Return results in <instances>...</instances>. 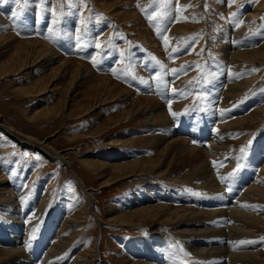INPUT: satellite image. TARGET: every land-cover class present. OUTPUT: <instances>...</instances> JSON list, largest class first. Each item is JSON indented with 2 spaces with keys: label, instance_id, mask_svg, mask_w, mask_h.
<instances>
[{
  "label": "rangeland",
  "instance_id": "1",
  "mask_svg": "<svg viewBox=\"0 0 264 264\" xmlns=\"http://www.w3.org/2000/svg\"><path fill=\"white\" fill-rule=\"evenodd\" d=\"M255 10L259 11V16L248 24L246 17ZM0 20H5L0 21V35L11 36L18 41L37 37L58 50L61 59L76 60L90 70L108 76L115 87L114 94L120 93L122 97L93 112H85L86 108H82L87 101L83 95L89 93L87 87L75 91V101L67 99L68 76L53 80L49 78L50 68L41 69L40 65L6 73L2 68L11 60L13 50L0 51V125L9 129L16 140L6 136L0 147V231L6 232L5 227L17 215L23 225L15 226L16 229H25L27 221H30L34 228L31 234L34 236L33 248L24 246L21 256H29L31 264H40L46 245L41 232L47 220L60 207L72 213L87 206L74 179L76 174L93 195L89 213L86 218L81 216L77 230L80 236L77 254H83L93 264H146L143 253H130L129 246L145 252L146 239L150 238L152 231L159 230L169 237L172 249H183L184 262L191 264L197 261L195 254L184 248L181 236L163 218L156 223H144L142 227L118 226L120 223L116 219L123 212L134 210L124 211L126 206L131 207L135 195L144 192L160 194L161 190L150 191L156 183L143 186L141 181L124 172L120 177L128 176L126 180L121 179L113 187H106L104 182H114L116 174L106 170L96 177L82 162L91 159L111 163L125 155L124 162L129 163L156 155L148 145L153 134L145 133V119L139 116L125 121L129 112L148 104L143 97L134 96L140 93L141 84L149 80L161 96L163 92L187 94L181 105L173 101L166 103L167 120L158 123L162 130H166V124L183 131L178 135L179 132L172 130L175 134L165 139L174 145L164 152V156L161 154L164 160L172 158L175 177L192 180L195 173L192 155L174 153V147L181 144L177 139L181 142L187 139L191 146L198 147L197 159L200 162L207 159L201 148L212 137L220 136L219 139L225 143L224 148L217 151L212 147L211 150L216 156L221 154L219 157H224V165L228 166V161L235 164L233 170L230 169L231 174H226L224 179L214 169L215 166L212 167L217 174L215 180L220 185L219 190L213 192L220 191L226 200L227 194L232 199L238 197L240 177L246 172H259V169L248 167V163L264 167V112L256 111L264 106V52L257 58L250 57L253 50L260 52L264 44V0H0ZM244 27L246 35L254 40L249 47L234 50L231 47L236 44L235 31ZM235 51L246 54L243 57L245 64L238 66L232 60ZM227 76L236 79H227ZM220 81L218 90L213 89ZM234 84L243 86L235 91ZM38 86L44 87L43 92L36 90ZM216 95L218 98L213 100ZM225 96L230 98L229 102ZM152 98L164 102L159 95ZM68 100L70 105H67ZM91 102L92 106L98 103ZM149 105L154 108L157 103ZM171 108L181 115V124H175L178 115L174 117ZM54 109L51 114L41 115V112ZM213 109L231 114L227 122L232 124L222 128L223 132L218 122L212 121L215 116ZM253 112L255 119L251 116ZM243 117L246 120L240 122ZM22 142L45 143L47 151L52 148L66 157L69 169L60 160L19 145ZM110 142L114 146L108 147ZM155 144L152 148H156ZM163 147L161 145V150ZM208 160L211 161L209 157ZM238 164L240 168L236 171ZM149 174L152 180V174ZM161 181L163 185L167 184V180ZM161 181L155 182L161 185ZM251 182L254 183V177ZM23 189L26 191L20 195ZM171 190L174 189L166 185L163 192L168 194ZM44 197V214L39 217L36 207ZM155 201L158 206L197 209L195 203L189 206L174 202L164 193ZM57 231L58 227L53 235ZM256 234L264 235L260 230H256ZM54 238L52 236L51 240ZM96 240L101 241L100 251L98 257L90 255V258L88 251ZM261 249L264 254V248ZM5 250V245L0 242V257Z\"/></svg>",
  "mask_w": 264,
  "mask_h": 264
},
{
  "label": "bare ground",
  "instance_id": "2",
  "mask_svg": "<svg viewBox=\"0 0 264 264\" xmlns=\"http://www.w3.org/2000/svg\"><path fill=\"white\" fill-rule=\"evenodd\" d=\"M258 14L259 11L255 10L251 15H247L246 22L250 24V21L252 19H257V17L259 16ZM235 34L236 44L231 47L234 50H240L243 47H249L254 40L246 35L245 27L243 29L235 31ZM28 40L26 39V41H18L17 39L14 40L11 36H6L4 34L0 35V51L6 49L13 50L11 60L8 61V64H6L5 66L3 65L4 68H2L3 70L6 69V73H14L17 71H21L22 69H28L30 67L37 68L40 65L39 68L41 69H44L46 67L50 68L48 71L50 75L49 78H53V80H56L57 77H59V79H63L68 76L70 81L68 85L69 89H67V99H72L75 101V98L73 97L75 91L81 88L83 90L87 87L86 91H88L89 93H82L84 94L83 97H85L87 101V103L83 105L82 108H86L85 112H89V110L93 112L100 106L107 104V102H113L114 100L118 101L119 97H121L119 96L120 93L118 95L114 94L115 87L112 86L111 79L108 76L98 75L90 70L87 65L80 62H75L76 60H70V58L61 59V56L58 55L56 51H54V49L44 41L36 39H31L29 41ZM253 51L251 53L253 55L250 56L251 58H257L261 56L264 52V44L262 45L260 52ZM245 55L246 54L243 53V51H235V53L231 57L233 58L232 60L238 63V66H241L242 64L246 63V61L243 59ZM225 56L226 55H224V57ZM16 67L17 70H14ZM227 79L234 80L236 78H233V76H227ZM221 82L222 81H220L216 88L214 87L213 89L218 90L217 88L220 86ZM83 85L86 86L83 87ZM41 86L40 88L39 86L36 87V90L39 89L38 92H43L42 88L44 87ZM241 86L237 84L233 86V89L235 91H239ZM141 87L143 94L138 93L137 96L135 95L134 97H143L144 101L148 104L145 103V105L143 104L144 106H140L136 111L134 110L133 112H129V117L126 118L125 121H129L130 119L134 118L137 119L139 118V116L145 119V133L153 134V137L149 141L148 145L150 147V150H152V152H154V154L156 155L154 157L150 156L148 158H140L129 163L124 162V158H126L125 155H121L119 157L120 159H117L115 162L111 163H108L105 160L91 159H85L82 162V165L87 169V171L89 173H95L93 175L96 177L100 176V173H103L106 170H109L116 174L114 180H112L114 182H104V185L105 183L107 185L106 187H113L118 183L117 181H121V179L122 181L126 180V177L128 176L120 177V174L126 172L128 174H131V177L135 178V180L141 181L143 183V186L148 187L151 184L154 185V183H156L154 186L151 185L152 187L150 188V191L157 192L158 190H161L160 194L157 195H154L153 192L145 193L144 191V193L142 194L135 195L134 200L131 201V207L126 206L124 211L129 209L131 210V208H133L134 210H132L131 212H123L121 217L116 219V221L120 223L118 224V226L142 227L144 223H156L158 221H161V219L163 218V220L168 222L170 226L173 227V230H175L181 236L180 238H182L184 242V248L191 252V254H195V258L197 259V261L191 264H260L264 262V254H262L261 249L264 248V235L259 236L258 234H256V230H260L264 233V167H260L258 166V164L256 165L249 162L248 167L255 168L256 170L259 169V172H257V174H250L246 172L243 175L240 173V175L242 176L240 177V182H238V184H240L241 189L238 193V197L232 199L227 194L226 200L222 198L220 191L213 192L217 189L219 190L220 185L215 180V176L217 174L212 171V167L215 166L214 169H216L224 179L225 175L230 172V169L234 167L235 163L232 161H228L230 164L228 166L224 165V157H219L221 154L219 156H216L215 153L211 150L212 147H215L217 151L218 149L224 148L225 143L223 140L219 139L220 136L219 138L212 137V139L209 140V142L203 149L200 147L204 152L205 158L207 157V159H203L204 161L200 162L197 159V151L199 148L196 146H191L187 142V139H183L182 142L180 139H177V142L181 144H177L174 147V153L179 152V154L183 155H192L191 160H194L193 162L195 163L193 166V168L195 169V173L192 180L191 178L190 180H180L178 177H175L176 174H173L174 169L173 167H171L175 165L172 163V158L169 157L170 159L166 158L164 160L162 158V155L164 156V152L166 153V151H168L174 145L169 144L170 142L167 143V139L165 138L170 135H174L176 132H179L178 135H181V132L183 131L177 130L175 125L166 124H163L166 130H162L161 126H159L158 123L161 122V120H167L169 113L166 103H170L173 101L179 102V104L181 105V101L185 99V96L187 94L185 95L183 94L184 92L182 93L181 91L166 93L163 92L161 96L160 93L158 94L159 90L156 91L154 89L153 83L149 80H147V82H144V84L142 83ZM31 92L32 94L35 93L34 91ZM156 95H159L160 98L162 97L165 103L162 102L161 99L160 101H156L155 98H152ZM218 95L214 96L215 98H213V100L217 99ZM227 96H225V98L229 102L230 98ZM93 100L98 103H94V105L92 106L91 101ZM151 102L157 103L156 107H150L149 103ZM67 105H70L69 100ZM50 110H48L47 112H41V115H44L45 113L51 114L55 112V109L52 112H49ZM171 111L173 113L175 112L178 115L176 118L177 123L175 122V124H181V119L179 118V116L181 115H179V112L176 110L174 111L172 108ZM213 111L215 112V116H213L212 121H217L218 123L220 121L219 124L217 122L216 123L218 127L220 125L219 129H221L222 132L224 128L231 126L232 123L227 122L228 118L231 117L230 113L227 115V112L224 111L219 112L217 110L215 111V109H213ZM256 111L258 113H260V111L264 112V106L260 110L257 109ZM251 116L255 119V112H253ZM197 118L198 116H196L195 120H197ZM239 120L240 122L245 121L246 117H243ZM172 130L175 131L174 134L172 133ZM6 136L16 141L13 136L10 135L9 129H6L2 125H0V147L3 144V140ZM200 141L202 142V138H200ZM155 143H157L156 148H152V145ZM205 143L206 142H203V144ZM41 144V142L40 144L33 142L19 143V145L21 146L26 145L34 152L39 151L51 157L52 159L64 162L66 168L69 169L70 163L67 162L66 157H63L64 155H60L52 148L51 151L49 150V152L44 146L45 143L44 145ZM161 145L164 146L163 149L166 148V150L162 149V151ZM111 146H114L113 142H110L108 144V147ZM208 157L211 161L208 160ZM195 159L197 160L196 162ZM149 173L152 174V180H150L149 176L147 175ZM229 174H231V172ZM252 176L254 177V183L251 182V179H253ZM74 177L75 181L77 182L80 194L85 198V201L87 202V206L86 208H79L76 212L73 211L72 213L60 207L47 220L45 224L46 226L41 232L46 239V245L44 246L45 250L43 251L40 264L94 263L92 260L86 259L83 254H77L80 244V236L77 230L79 225H81V216L86 218L89 213V205L92 204L93 195L89 192L90 190L87 191L84 182L81 180V178L78 177V175L74 174ZM162 179H164L165 181L167 180L166 185H169L170 189H174L173 191L171 190L172 192H169L168 194L163 192V189L166 188V185H163L161 181ZM155 181H161V185H158L159 182L157 183ZM235 189H237V187ZM26 190H20V195L24 194ZM208 191H212L210 192V194H206L209 196H202L203 193ZM163 193L174 202H183L184 204L189 206L192 203H195L197 209L194 210L185 207L173 208L162 205L158 206L155 203V200H159L160 197L163 196ZM196 193H199V195H196ZM45 201V197L42 198L39 207H36V209L38 210L37 215L39 217L44 214L43 207ZM211 201L213 202L212 204H210ZM148 204H151V206H147ZM19 219L20 216L17 215V218L14 217L13 221L10 222V225H8V227H5L6 232L2 230L0 231V242H2L6 248L4 254L2 255V257H0V264H31L28 262L31 260L30 257L21 256V253L24 250V246L33 248L34 236L32 237L31 234H33L34 228L33 225L30 224V221H27L25 229H16L15 226L23 225V223H19ZM61 219L63 220L60 221ZM57 227L58 231L53 235V232ZM17 234L20 235L18 236ZM52 236H55L53 240H51ZM100 242L101 241L98 240L94 242L92 248L88 251L89 256L97 255L98 257V252L100 251ZM146 242L148 244L147 250L145 252H139L135 250L134 246H129V252L141 254L143 253V256L147 260L146 264H190L188 261L184 262L182 259V254L184 253L183 249H172L168 243L169 237L165 234H161L159 230L152 231L150 238H147Z\"/></svg>",
  "mask_w": 264,
  "mask_h": 264
},
{
  "label": "crops",
  "instance_id": "3",
  "mask_svg": "<svg viewBox=\"0 0 264 264\" xmlns=\"http://www.w3.org/2000/svg\"><path fill=\"white\" fill-rule=\"evenodd\" d=\"M0 21L2 22V21H4V20H0ZM3 24H4V23H3ZM110 31H111V30H110ZM75 33L77 34L76 31H75ZM35 39L38 40L37 37H36V38H32V40H35ZM29 40H31V39H29ZM29 40H28V41H29ZM25 41H26V40H25ZM49 45H50V44H49ZM54 51H56V53H57L58 55H60L58 50H54ZM60 56H61V55H60ZM66 59H68V58H66ZM113 62H114V60H113ZM93 72H95V71H93ZM95 73L98 74L97 72H95ZM98 75H103V74H98ZM145 82H147V80H146ZM143 84H144V83H143ZM141 85H142V84H141ZM84 89H85V88H84ZM140 94H143V93H142V87H141Z\"/></svg>",
  "mask_w": 264,
  "mask_h": 264
},
{
  "label": "snow or ice",
  "instance_id": "4",
  "mask_svg": "<svg viewBox=\"0 0 264 264\" xmlns=\"http://www.w3.org/2000/svg\"><path fill=\"white\" fill-rule=\"evenodd\" d=\"M17 2H19V0H17ZM14 15H15V14H14ZM164 39H165V41L167 42V38L165 37ZM172 115L175 117L177 114H176V113H172ZM241 151H244V149H241ZM37 159H39V158L37 157ZM239 168H240V165L238 164V165H237V171L239 170ZM196 195H199V193H196Z\"/></svg>",
  "mask_w": 264,
  "mask_h": 264
}]
</instances>
